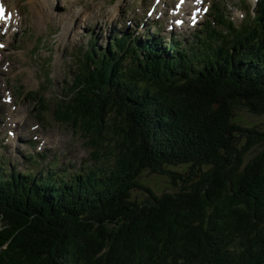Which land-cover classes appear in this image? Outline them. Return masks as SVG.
I'll return each mask as SVG.
<instances>
[{
  "label": "trees",
  "instance_id": "obj_1",
  "mask_svg": "<svg viewBox=\"0 0 264 264\" xmlns=\"http://www.w3.org/2000/svg\"><path fill=\"white\" fill-rule=\"evenodd\" d=\"M253 13L236 26L214 5L187 46L93 36L56 112L96 164L33 175L0 160V264H264V130L235 117L264 114V0ZM145 170L180 190L156 194Z\"/></svg>",
  "mask_w": 264,
  "mask_h": 264
},
{
  "label": "rangeland",
  "instance_id": "obj_2",
  "mask_svg": "<svg viewBox=\"0 0 264 264\" xmlns=\"http://www.w3.org/2000/svg\"><path fill=\"white\" fill-rule=\"evenodd\" d=\"M3 1L12 18L0 26V160L8 171L66 176L82 173L96 164L81 128L59 119L56 112V103L68 93L78 71L79 57L93 36L106 47L115 34L148 37L158 32L165 45L178 40L187 46L196 39L202 23L213 19L214 5L239 26L253 16L256 3L207 0L209 10L203 12V21L191 28L186 18L182 29L171 27H177L175 21L183 15L169 14L182 0ZM150 7H155L151 16ZM159 13L163 15L158 17ZM39 96L43 98L42 105L36 99ZM14 117L21 120L16 135ZM235 117L243 125L264 130V114L241 108ZM174 169L183 172L188 168L179 165ZM139 181L158 195L180 190V185L173 184L167 175L149 170L142 173ZM132 196L142 201L148 193L136 188Z\"/></svg>",
  "mask_w": 264,
  "mask_h": 264
},
{
  "label": "bare ground",
  "instance_id": "obj_3",
  "mask_svg": "<svg viewBox=\"0 0 264 264\" xmlns=\"http://www.w3.org/2000/svg\"><path fill=\"white\" fill-rule=\"evenodd\" d=\"M35 0H32L31 2H34ZM192 4H193V2L195 1V0H189ZM187 4H188V2H186V3H184L183 4V6H182V8L180 9V10H182V12L183 11H185L186 9H187ZM180 10H174L175 12H180ZM169 13H172V12H170V10H169ZM196 14V13H195ZM86 15L88 16V13H86ZM109 16V15H108ZM192 16H194V14H192ZM195 17V16H194ZM82 116V115H81ZM85 117V116H84ZM11 118V117H10ZM13 120V122L15 123V126L13 127V131L15 130V131H17V133L15 132V135L16 134H19V132H20V129H19V127H20V124H21V120H17V119H15V117L12 119ZM23 125V124H22ZM21 125V126H22ZM19 130V131H18ZM15 135H14V137H15ZM13 138V137H12ZM11 140V139H10ZM43 140V139H42Z\"/></svg>",
  "mask_w": 264,
  "mask_h": 264
},
{
  "label": "snow or ice",
  "instance_id": "obj_4",
  "mask_svg": "<svg viewBox=\"0 0 264 264\" xmlns=\"http://www.w3.org/2000/svg\"><path fill=\"white\" fill-rule=\"evenodd\" d=\"M196 2L199 3L200 0H196ZM9 17H10V14H9ZM9 17H6V16L4 15V9H3L2 6H0V19H6V18H9ZM0 46H2V45H0Z\"/></svg>",
  "mask_w": 264,
  "mask_h": 264
}]
</instances>
